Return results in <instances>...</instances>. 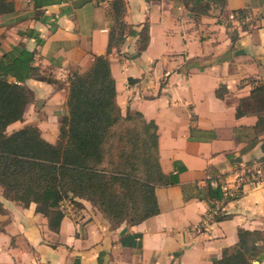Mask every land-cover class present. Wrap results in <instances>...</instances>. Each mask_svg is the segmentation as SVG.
I'll list each match as a JSON object with an SVG mask.
<instances>
[{
	"label": "crops",
	"instance_id": "crops-1",
	"mask_svg": "<svg viewBox=\"0 0 264 264\" xmlns=\"http://www.w3.org/2000/svg\"><path fill=\"white\" fill-rule=\"evenodd\" d=\"M118 1L128 29L109 54L116 100L124 115L156 124L162 172L178 184L157 186L159 214L136 225L113 227L90 202L70 201L58 232L0 186V264H214L238 246L264 264V186L227 201L207 180L231 182L241 165L264 160V0H227L198 20L171 0H12L0 57L22 46L43 79L26 81L34 101L8 130L34 126L58 142L71 75L119 36ZM239 11L255 26L228 21ZM146 25L148 46L135 56ZM216 202L223 210L212 218Z\"/></svg>",
	"mask_w": 264,
	"mask_h": 264
},
{
	"label": "trees",
	"instance_id": "trees-1",
	"mask_svg": "<svg viewBox=\"0 0 264 264\" xmlns=\"http://www.w3.org/2000/svg\"><path fill=\"white\" fill-rule=\"evenodd\" d=\"M171 1L181 3L197 20L210 15L214 5L223 8L227 2ZM116 8L119 36L116 38L114 32L110 34L107 55L95 56L87 71L75 72L69 79L68 113L61 118L56 144L46 141L40 129L34 126L8 133L11 125L24 121L26 107L34 101L26 81L43 77L31 65L34 54L22 46L0 57V186L7 199L24 207L35 203L37 212L49 219L50 229L54 232L59 231L65 216L60 209L64 201H71L76 206L81 205L77 199L90 201L99 204L109 219L121 223L131 218V225H136L159 214L157 186L178 184L175 177H167L162 172L158 127L154 122H147L140 113L135 112V115L143 119L145 132L151 136L156 151L147 177L142 179L137 173L140 164L147 165L145 154L126 155V147L138 146L140 136L127 126L135 116L130 111L124 115L116 100V82L109 54L113 47L121 46L128 29L121 20L123 3L118 1ZM13 11L12 0H0V16ZM148 42L146 25L135 56L146 50ZM259 92L264 93V86L256 91L262 95ZM218 96H221L219 92ZM261 99L264 108V95ZM117 126L122 127L121 133ZM151 129L153 134H150ZM119 148L116 161L115 152ZM214 264H254V259L238 246L226 249Z\"/></svg>",
	"mask_w": 264,
	"mask_h": 264
},
{
	"label": "built area",
	"instance_id": "built-area-1",
	"mask_svg": "<svg viewBox=\"0 0 264 264\" xmlns=\"http://www.w3.org/2000/svg\"><path fill=\"white\" fill-rule=\"evenodd\" d=\"M228 21L237 24L241 28L254 27L255 18L252 14H239L231 13L228 15ZM211 185L219 188L222 193L224 200L235 201L238 200L249 188H256L264 186V160L254 161L248 164H243L235 172V178L231 182H218L211 176L207 177ZM72 204L70 201H64L60 205L61 211L66 214L69 206ZM223 208L216 202L210 209L208 216H218L222 212ZM34 264H45L40 261Z\"/></svg>",
	"mask_w": 264,
	"mask_h": 264
},
{
	"label": "rangeland",
	"instance_id": "rangeland-1",
	"mask_svg": "<svg viewBox=\"0 0 264 264\" xmlns=\"http://www.w3.org/2000/svg\"><path fill=\"white\" fill-rule=\"evenodd\" d=\"M127 114V113H126ZM125 114V115H126ZM131 114H133L135 116V120L134 121H131L129 123H127V126L131 127L133 130H135V135H139V143H138V146H135V145H128L126 147V155L127 156H130L132 154H135V155H139L141 153L145 154V157H146V160H147V165L145 164H140V169L139 171L137 172L138 175L144 179L145 177H147L149 171H150V168L149 167H152L153 166V162H154V159L156 157V151H155V146H154V143H153V140L151 138V136H149L148 133L145 132V124H144V121L141 117H138L135 115V112H131ZM117 131L119 133L122 132V127L121 126H117L116 127ZM16 131V128H11L8 130V133H12ZM154 133V130L151 129L150 130V134H153ZM120 148L115 152V160L117 161L118 158H117V155L119 154L120 152ZM136 152V153H133ZM131 159H129L127 161V164L130 163ZM133 161V160H132ZM90 202V201H88ZM90 204L95 207L97 210H99L100 213L103 214V216L114 226L116 225H121V224H128V225H131V218H126L124 221H122L121 223L114 220V219H109V217L103 212L102 208L99 206V204H94L92 202H90ZM255 264V262H254Z\"/></svg>",
	"mask_w": 264,
	"mask_h": 264
},
{
	"label": "water",
	"instance_id": "water-1",
	"mask_svg": "<svg viewBox=\"0 0 264 264\" xmlns=\"http://www.w3.org/2000/svg\"><path fill=\"white\" fill-rule=\"evenodd\" d=\"M255 264H258V262H255Z\"/></svg>",
	"mask_w": 264,
	"mask_h": 264
}]
</instances>
